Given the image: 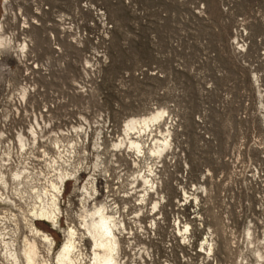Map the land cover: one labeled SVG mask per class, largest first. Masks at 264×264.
<instances>
[{"label": "rangeland", "instance_id": "obj_1", "mask_svg": "<svg viewBox=\"0 0 264 264\" xmlns=\"http://www.w3.org/2000/svg\"><path fill=\"white\" fill-rule=\"evenodd\" d=\"M110 1L113 0H94L91 4L93 9L105 13L107 24L111 26L109 31L92 10L87 12L76 9L72 3L48 0H0V22H5V31L21 32L23 18L44 27L46 22L52 23V17L54 20L58 14H68L70 21L78 26V31L88 36L81 56L89 61L92 72L83 74L77 70L78 76H74L87 84L82 87L86 90L87 99L75 103L91 126V142L93 134H96L94 129L103 127L102 147L106 159L110 149L109 132L119 134L126 118L146 115L153 108L167 110L174 125L172 148L163 156L159 172L164 183L162 192L168 201L179 198L181 188L184 191H201L204 188L205 194L203 197L197 194L200 199L197 213L191 214L189 205L181 211L180 216L183 215L191 224L190 247L180 245L178 238L172 241L169 238L173 248L172 257H169L163 248L166 240L161 232L159 235L164 243H159L157 250L152 245L157 254L153 264H253L252 253H246L250 246L245 243L246 226L251 220L261 227L264 220L260 221L259 217L264 218L261 211L264 198L260 195L256 198L253 193L251 215L250 207H246L248 202L245 203L243 196L236 200L232 191L245 183L243 179L252 174L253 168H258L259 173L261 171V184H264L261 159L264 155L260 153L264 145L257 150L251 149L253 140L260 138L262 142L261 136L257 137L260 132L254 120V112L259 110V105L251 85V69L233 60L230 46L233 33L242 29L253 40V50L264 51V0H129L125 5ZM78 3L81 4L80 1ZM79 4L77 6L81 7ZM45 7L50 9L49 12L45 13ZM15 13L16 18H13ZM34 17L37 23L32 21ZM30 36L35 41L38 59H44L45 54L48 57L43 50L47 49L44 46L47 44V38H43L44 29L36 27ZM31 52L34 53L33 50ZM48 59L53 58L49 56ZM257 60L258 53L253 54V61ZM22 70L12 53L0 54V99L9 94L14 96L22 83ZM67 71L71 74L70 70ZM52 74L55 73L52 71ZM69 74L66 77L71 80L73 76ZM51 77L55 79L58 76ZM64 88L68 86L60 87L65 93ZM157 97L159 101H152ZM252 98L253 101L250 100ZM1 109L0 122L4 119L1 115L8 110V120L15 115L9 104H3ZM243 112L245 114H241ZM240 115L245 118L238 119ZM71 116L61 115L57 120L61 123ZM101 121L104 125L100 124ZM72 137L75 138V134ZM85 151L83 148L82 152ZM147 164L144 162L140 167ZM78 178V184H82L87 175L81 171ZM102 184L104 182L98 176L96 185L99 192H103ZM74 185L73 181L65 182L60 203L63 213L58 229L53 230L45 223L37 224L51 236L55 249L63 240L67 219L79 227L80 198L74 191ZM100 194L96 198L97 203L102 204ZM259 200H262V206L258 207ZM3 207L0 205V210ZM13 212L17 213L16 210ZM166 212L163 216L166 220L169 218V222L176 212ZM141 220L143 224L147 222L145 216ZM163 227L167 228L166 225ZM170 230L164 231L171 234ZM20 231V236L27 234L22 226ZM258 235H261L260 229ZM204 236H210L211 240L207 239L212 241L214 249L212 261L201 263L203 255L196 250ZM81 243H84L83 252L88 254L89 241L82 239ZM179 253H183L187 261L183 262ZM2 263L4 261L0 258Z\"/></svg>", "mask_w": 264, "mask_h": 264}, {"label": "bare ground", "instance_id": "obj_2", "mask_svg": "<svg viewBox=\"0 0 264 264\" xmlns=\"http://www.w3.org/2000/svg\"><path fill=\"white\" fill-rule=\"evenodd\" d=\"M4 7L7 12L6 4ZM13 18H16V13ZM21 21V32L5 31V22H0V54L10 52L17 57L18 61L22 60L24 63L31 60L28 57L32 54L31 50L36 52V45L30 34L36 27H41L44 33L52 35H47L48 42L51 39L58 42L52 33L55 32L54 29L61 28L59 25L45 24L42 27L41 24L33 25L31 24L33 22L25 21V18ZM32 21L37 23L38 20L34 17ZM35 73L37 74V71L31 72V75L34 76ZM47 85L46 92L40 91L39 88L42 89L43 85L32 81L31 86H34L35 91L29 96L25 105L19 108L23 112L29 111V108H35L38 112L45 110L44 112L49 116L43 117L41 124L37 120L34 125L29 122L28 131L25 133L17 126H11L15 124L12 120L10 123L9 121L0 122V205L4 206L0 210V258L4 264H121L120 257L124 255L122 254L123 238L119 235L126 230V227L117 200L119 197H114V194L109 195L110 203L100 200L103 201L102 204L97 203L96 198L97 176L110 170L106 167L107 159L103 155V147L100 144L103 127L94 129L96 134L92 137L89 150L88 143L91 138L87 127L91 129V126L81 114L76 115L78 122L71 124L70 122L75 119L71 116L72 118L69 117L66 124L60 123L66 126L64 130H60V125L52 129L54 127L52 120L60 118L59 111L61 113L65 111L61 106L71 104L72 101L53 106L54 101L58 99L53 93L64 94V97L70 96L62 92L58 85L52 83ZM20 89V96L24 99L26 92L29 91L28 86L26 88L22 85ZM61 99L64 98L61 97ZM3 100L7 102L1 100V103L10 104L12 101L9 95ZM17 103L20 104L19 101ZM49 104L55 108L52 110ZM74 105L79 109L75 102ZM14 109L18 110V107ZM8 112L9 110L4 112L1 117H7ZM39 114L42 115L41 112ZM102 123L101 121L100 124ZM170 123L169 114L164 108H155L143 116H130L123 121V126L116 135L117 140L111 143L116 150L114 152L117 153H113L112 158L118 156L121 149H124L129 157L134 156V158L131 157L134 170L118 171L117 181L123 183L125 173H135L136 180L138 179L142 184L136 201L138 205L145 207L150 204L152 210L157 207L160 196L165 198L162 192L163 179L155 172L156 166L153 168L152 164L148 163L145 167H140L139 161H146L145 159L150 157L161 160L167 155L166 150L172 144ZM68 125H70L69 129ZM47 127L51 128L45 131ZM10 133L11 135L8 136ZM72 134H75V138ZM85 142H87L86 145ZM83 148L88 153L86 151L83 153ZM80 153L85 155L81 154V159L78 158ZM81 171L86 173L87 179L84 183L78 184ZM68 180L77 185H74V191L80 198L78 200L80 212L77 215L80 228L67 219L66 228L63 230V240L55 249L51 236L39 229L37 224L45 223L53 230L58 229L59 217L63 213L60 208L61 196L65 182ZM108 186L106 189L109 193L111 190H108ZM119 187L121 185L116 190L118 193H120ZM181 190L184 198H189L198 205L197 189L190 194L182 188ZM202 190L200 193H205V189ZM149 193L152 194L149 195ZM122 195L121 204L125 209L128 203L123 200L127 194L123 191ZM240 195L237 196L240 197ZM14 210L17 213L13 212ZM134 215L133 218L138 216V213L135 212ZM21 226L27 234L20 236ZM181 226H178L176 231L184 242L187 240V233H190V224L183 222ZM256 229L262 230L261 235H258ZM246 232V244L250 245L249 252L254 258L253 264H264V229L254 226L253 229L248 228ZM207 238L211 240L210 236H204L202 244L211 254L214 244ZM82 239L89 241L88 254L83 252Z\"/></svg>", "mask_w": 264, "mask_h": 264}, {"label": "built area", "instance_id": "obj_3", "mask_svg": "<svg viewBox=\"0 0 264 264\" xmlns=\"http://www.w3.org/2000/svg\"><path fill=\"white\" fill-rule=\"evenodd\" d=\"M55 1L56 2L58 1V3H72L76 9H79V10L85 9V10H87V12H90L92 10V12L96 16L97 20H100L102 22V25L105 27V29L107 31H109L111 29V26L109 24H107L105 13L103 11H101L100 9H93L94 7L91 6V4L94 3V0H55ZM78 1H80L81 4H79ZM31 2H33V0H31ZM110 2L114 3V4L122 3L123 5H125V4L129 3V0H113ZM77 4H79L81 7H78ZM43 10H46V12L45 11H43V12L47 13V12H49L50 9L48 7H45V8H43ZM54 11H56V10H54ZM56 13H57V11H56ZM55 17L56 18H54V20H52L53 17L50 20L52 22L51 24L50 23H48V24L45 23V24H47L48 26H51L52 24H56V25H59V27H61V28L63 27L65 29L62 30L60 28L58 30L56 28L55 30L57 33L55 32L52 34L55 37L54 39H58V42L51 39L49 42L46 41L47 44L45 43V45H44L47 48V49H43L45 51L44 53L47 52L48 55L50 56V58H53V59H51L49 61V59H48L49 56L47 57V55L45 54V58H47V60L45 58L42 59L40 57L42 60L41 61L38 59V56H36V52H35L34 54H31L30 57H28V59H31V60L24 63V61H22V60L18 61L17 57L14 56V54H13V56L17 60V64L23 68V70H22L23 79H22V83L20 86L25 85L26 88L28 86L29 91L26 92L24 99H22L20 96V92H21L20 86L17 88L13 97H12V94H9V97H11V99H12V101L10 102L9 105L13 108L15 115H11L10 119L8 120L9 114H7V117H5L3 119V121H6V122L9 121L8 123H10L12 120V123H15V124H11V126H17L18 128H20L21 131L23 130V132H25V133H27V131H28V128H29L28 123L29 122L34 125L35 120H37L41 124L42 118L43 117L47 118V116H49V114L44 112L45 110H42L39 112L35 108H33V109L29 108V111H27V112H23L22 110H20L25 105L27 100L29 99V96L33 95V93L35 91L34 86H31L32 81L36 82L38 85H43V88L42 89L39 88V90L44 91V92H46V89H47L46 87H48L47 83H52V84L58 85L59 88L68 86V88H64V90H65V93L67 95H69L70 97L67 96L64 99H61L62 95H60L58 92H56L57 94L53 93L55 95V97L58 98L57 100L54 101L53 106H56L59 103L60 104L66 103V101H69V102L72 101L71 104L68 103V104L61 106V107H64L63 109L65 111H62V113L59 111L60 116L61 115H70V116L73 115L75 119L77 117L76 115H78V114H81L82 116H84V112H82V110L77 109V107L74 105V102H76L77 100L79 101V100L85 99V98L87 99V96L84 94V92L86 90H85V88L84 89L82 88L84 86H87V84L82 83L79 78H76L74 76L75 75L78 76L77 70L82 71V73L84 72L85 74H87V72H89V71L92 72V70L89 68L90 66L88 65L89 61L87 59L83 58V56H81L82 55L81 53H83V50H82L83 46H84L85 42L87 41L88 36L85 33H80L78 31V26L76 25V23L70 21V17L68 14H58ZM21 27H22V25H21ZM47 35L52 36V35H49L48 33H44L43 38L48 39ZM263 42H264V39H263ZM230 52L233 56V60H235L236 63L239 62L240 65H241V63H243L246 66L248 65L249 69H251V71H250L251 85L253 86V92L256 94V100L255 101L259 105V110H256V112H254V120L256 119V122H255L256 123V129H257V131L259 130V132H260V133H258L257 137L259 138L261 136V138H262V142H260V138H259V140H256V141L253 140V145L251 146V149L257 150L258 148H260L261 145H264L263 144V142H264V138H263L264 137V51H261L259 53V51L253 50V40H250L249 36L247 37L245 35L244 30H242V29L237 30L236 29V31L232 35ZM257 53H258V60L253 61V54H257ZM62 55H65V57L62 58L61 57ZM245 62H247V63H245ZM246 66H245V68H246ZM66 70H70L71 74H69L70 73L69 71L66 72ZM35 71H37V74L35 73V75L32 76L31 72H35ZM52 71L55 74H52ZM49 72H51V73H49ZM62 73H63V76L61 75ZM57 74H59V75H57ZM67 74H69L70 76H73V78L70 80L69 78L66 77ZM52 75H53V77H54V75H56L58 77H54L55 79H53L51 77ZM60 75L62 76L61 79H59L61 77ZM38 76H41L44 78L38 79L37 78ZM86 81L89 82L88 80H86ZM27 93H29V94L27 95ZM1 100L3 102H7L3 99H0V111L2 110L1 108H2L3 104L8 105L7 103L2 104ZM16 100L19 101L20 104H18ZM62 100H64V102ZM250 100L253 101L254 99L252 98ZM152 101L157 102V101H159V99H158V97L153 98ZM49 105H51V104H49ZM53 106L52 105L50 106V108L52 110L55 108ZM15 107H18V110L14 109ZM154 109L155 108H153L152 110H154ZM40 112L42 113V115L39 114ZM241 114H245V113L243 112ZM241 116L242 115H240L238 119H244L245 118V117H241ZM19 119H20V122H19ZM52 121H53L52 125L54 126V127H52V129L57 128L58 125L63 127L62 130H64L66 128L65 125L60 124V120H58L59 122L57 120H52ZM67 121H68V119H67ZM76 121L78 122V118ZM76 121L72 120L70 123L73 124ZM63 122L66 123V121H62L61 123H63ZM169 125L171 126V130H173L172 126L174 125V123L172 122V120H171V123ZM69 126L70 125H68V129H69ZM0 128H1V126H0ZM49 128H51V127L45 128V131H46V129H49ZM87 130L89 131V137L91 138L92 130L89 129L88 127H87ZM12 133H14V131H12ZM102 133H104V132H102ZM93 135H95V134H93ZM116 135H117V133L111 132V133H109V136H108L109 142H110V149L108 150V153H106L108 158H107V160H105V162L107 161L106 167L109 168L110 170L107 173H101L99 175L100 180L104 182V184H102L103 192H101V191L99 192L97 185H96V188L98 190L97 195H99V193H101L100 194L101 200H105L106 202L110 203L109 195L114 194V197H117V196L119 197V198H117V200L119 203L120 211H121L123 218H124V226L126 227V230L121 232V234L119 235L121 238H123L122 254L124 253V255L123 256L121 255V257H120L121 264H153L155 259H156L157 254H156V251L154 252V250L152 249V245L155 247V250H157L158 246H160L159 243H161V244L164 243V240H161V236H160L161 232L164 233L165 240H166V244L164 243L163 248L167 250V254L169 253L168 256L172 257V252H173L172 251L173 248H171V241L172 240H175L176 238H178L180 240V245H182L183 247L184 246L190 247V244L192 243L191 238H190L191 232L189 234L187 233V235H186L187 240L183 242L181 236L176 231L178 226L182 227L181 223L188 222L190 224L189 220L187 221L184 219L183 215L180 216L182 214L181 211L183 210L184 207L189 205L191 214H195V213H197L199 203H198V205H196L191 199L184 198L182 191L180 190L179 191L180 197L174 199L173 201H168L167 197H165L166 195H163L165 197L164 199L160 196L158 199V205L153 210L151 209L150 204H148L146 207L144 205H138L136 198L138 197L137 193H139L142 189L141 188L142 184H140L138 179L136 180L135 173L134 174L133 173H131V174L125 173L126 176L123 180V183H121L120 181L119 182L117 181V176H118L117 172L118 171L123 170V172H124V170H125V172H127V171L131 172L132 170H134V168L132 167V158H134V156H131L132 158L129 157L127 152H125L124 149L120 148L121 151H120L119 155L116 156L115 158L111 157V155L113 153H116V152H114L116 150L112 147V144H111L113 140H117ZM8 136H9V134H8ZM103 138H104V135L102 134L101 140H100V144L102 146H103V142H104ZM87 142H85V145ZM90 142L91 141H89L88 144H90ZM46 145H47V143H46ZM171 148H172V144L170 145L169 148H167L166 153ZM260 153L262 155H264V149L263 148H262V151H260ZM116 158H118V159H116ZM114 159H116V160H114ZM163 159L164 158H162L161 160L163 161ZM261 159L263 160V164H264V156ZM147 160H148V163L152 164L153 168L156 166L154 169H155V172L159 176L160 175L159 172H160V169L162 167L163 162H161V160H159L158 158H147ZM147 160L146 161L140 160L139 164L141 165L144 162H145V164H147ZM120 164H122V166H120ZM128 167H130V169ZM260 173H261V171H260ZM260 173L258 171V168H253L252 174L247 175L246 179H243L245 181V183L242 185H238V188L236 186V189H234L232 191V193L234 192V194H235V195H232V197L234 196L236 200L240 199V197L243 196L245 203L248 202V205H246V207L247 208L250 207L251 215H253V193L255 192L254 197H256V195H260L262 198H264V184L263 185L261 184L262 180L260 178V176H261ZM120 185H121V187H119V189H118L120 193H118V192H116V190H117L118 186H120ZM163 185H164V183H163ZM107 186L109 188L108 190H111V192H109V193L106 189ZM134 188H136V189H134ZM162 188H163V186H162ZM160 189L161 188H159V190ZM176 189H178V188L176 187ZM123 191L127 194L126 195L127 197H125V200H123V201L128 203V205L126 206L125 209H123L124 206L121 204V201H122L121 197H123V195H122ZM191 191H194V189L193 190L190 189L189 191H187V193L190 194ZM200 192L201 191H196L197 194ZM151 194L152 193H149V195H151ZM204 194L205 193H200V196L203 197ZM238 194H241L240 197L237 196ZM256 198H259V196ZM206 204H207V200H206ZM261 204H262V200H259L258 207L262 206ZM129 206L131 208L130 213L128 212ZM139 207H143V208L138 209ZM169 210H170V212L175 211L176 215L174 214L175 215L174 218H171V221L168 222L169 218H168V220H166L165 217L163 216V214L167 213L166 211H169ZM139 211H141V212L139 213ZM261 211L264 213V205L261 207ZM135 212L138 213V216L133 218L135 216L134 215ZM178 213H179V216H177ZM239 213L240 212H235V214H239ZM144 216L147 219V222L143 224L141 222L142 221L141 218ZM61 218H62V215H60L59 221ZM195 218H196V216H194V219ZM259 220L263 221L264 218H262L260 216ZM165 225L167 226V228L163 227ZM199 226L202 227L201 224H199ZM254 226L259 227L257 224L253 223V221L248 220L246 230L248 228L253 229ZM260 226L264 229V222H262L260 224ZM165 229H171L170 230L171 234H169V232L168 233L165 232L164 231ZM189 231H191V224H190ZM256 231L258 232L259 230L256 229ZM261 232H262V230H261ZM136 237H139L140 240L136 241L135 240ZM169 238L171 239V241L169 240ZM203 238H202V240H203ZM246 239H245V243H246ZM202 240L200 241V244H199L196 252L198 254L203 255V258H202L203 260L200 262L206 263L207 261H212V253L211 254L208 253L206 246L202 244ZM156 246H157V249H156ZM247 252H249V249H247L246 253ZM179 255H180V258L183 260V262L187 261L188 258L184 259L185 255H183V253H179ZM241 258H243L245 260L244 257L241 256ZM168 260H169V258H168ZM168 260H165L164 262L168 263ZM212 263L215 264L214 262H212Z\"/></svg>", "mask_w": 264, "mask_h": 264}]
</instances>
